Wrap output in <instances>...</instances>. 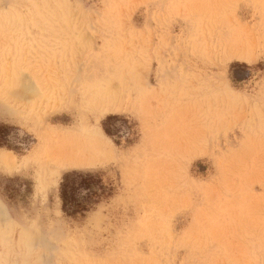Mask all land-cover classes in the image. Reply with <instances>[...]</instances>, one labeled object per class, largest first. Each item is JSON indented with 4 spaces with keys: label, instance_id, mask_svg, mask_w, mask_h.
I'll list each match as a JSON object with an SVG mask.
<instances>
[{
    "label": "rangeland",
    "instance_id": "rangeland-1",
    "mask_svg": "<svg viewBox=\"0 0 264 264\" xmlns=\"http://www.w3.org/2000/svg\"><path fill=\"white\" fill-rule=\"evenodd\" d=\"M0 264H264V0H0Z\"/></svg>",
    "mask_w": 264,
    "mask_h": 264
},
{
    "label": "trees",
    "instance_id": "trees-1",
    "mask_svg": "<svg viewBox=\"0 0 264 264\" xmlns=\"http://www.w3.org/2000/svg\"><path fill=\"white\" fill-rule=\"evenodd\" d=\"M95 184L90 174L77 172L64 174L59 186L63 212L74 215L87 211L96 195Z\"/></svg>",
    "mask_w": 264,
    "mask_h": 264
},
{
    "label": "bare ground",
    "instance_id": "bare-ground-1",
    "mask_svg": "<svg viewBox=\"0 0 264 264\" xmlns=\"http://www.w3.org/2000/svg\"><path fill=\"white\" fill-rule=\"evenodd\" d=\"M84 153H85V150L82 149V150H81V154L84 155ZM82 155H81V156H82Z\"/></svg>",
    "mask_w": 264,
    "mask_h": 264
}]
</instances>
